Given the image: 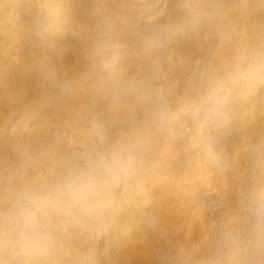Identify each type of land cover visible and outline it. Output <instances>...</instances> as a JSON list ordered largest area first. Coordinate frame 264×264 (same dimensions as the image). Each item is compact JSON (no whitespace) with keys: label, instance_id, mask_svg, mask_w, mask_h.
<instances>
[{"label":"clouds","instance_id":"obj_1","mask_svg":"<svg viewBox=\"0 0 264 264\" xmlns=\"http://www.w3.org/2000/svg\"><path fill=\"white\" fill-rule=\"evenodd\" d=\"M158 6L138 0L137 14L149 21L135 31L145 65L129 78L126 15L107 0H0V33L11 11L41 65L69 38L88 35L83 17L94 21L86 69L50 78L61 100L88 96L110 113L74 109L78 138L25 142L15 161L0 164V264H133L123 259L125 249L169 236L168 215L155 199L139 213L140 236L121 230L117 212L150 172L157 144L165 153L183 146L187 166L208 173L177 215L194 210L203 220L210 209L233 210L199 243L158 252L156 264H264V0H163L148 15ZM185 41L227 44L230 54L177 57L174 46ZM129 118L131 126L113 135ZM34 119L26 112L8 134L24 128L31 135Z\"/></svg>","mask_w":264,"mask_h":264},{"label":"bare ground","instance_id":"obj_2","mask_svg":"<svg viewBox=\"0 0 264 264\" xmlns=\"http://www.w3.org/2000/svg\"><path fill=\"white\" fill-rule=\"evenodd\" d=\"M114 10L126 15L127 30L121 36L127 44L130 55L127 60L129 78H136L144 70L145 61L138 54V43L135 31L146 26L147 16L141 18L137 12L138 0H107ZM159 6L152 9L148 15H155L163 8V0H150ZM11 11L4 15V31L0 33V127L5 129L0 135V164L13 162L17 156L18 147L28 142L33 147L53 145L57 138L72 140L79 137L81 125L76 123L74 109L88 112H102L105 118L110 117L104 103L93 105L88 96H81L75 101L67 102L60 99L53 88L50 73L57 77L71 79L82 73L88 66V55L92 46L91 37L95 34L94 21L83 17L88 25V35L84 39L69 38L64 49L51 56L47 65L37 63L33 57L31 37L18 25L10 21ZM159 21H157L158 23ZM177 57L186 56L193 60H208L217 54H230V46L222 49L215 43L185 41L175 46ZM183 78V71L177 68L175 81ZM31 111L35 119L30 126L35 131L30 135L21 128L15 136L8 134L10 125ZM132 118L117 124L113 135H118L122 127L131 126ZM155 158L149 165L150 172L136 188L135 195L129 196L117 208L119 224L122 231L132 230L140 236L137 223L142 208L153 199L163 204L162 213L168 215L169 236L158 238L153 236L148 247L137 246L125 249L123 259L133 264H156V255L162 251H173L180 245H195L200 242L213 224L224 220L233 210L231 207H217L208 210L204 219H199L193 210L186 216L177 215L181 201L195 194L200 180L208 173L199 167L187 166V154L183 146H176L171 153H165L160 145H154ZM242 172L245 160L243 154L239 157ZM229 177V182H231ZM102 244L103 241H100Z\"/></svg>","mask_w":264,"mask_h":264}]
</instances>
